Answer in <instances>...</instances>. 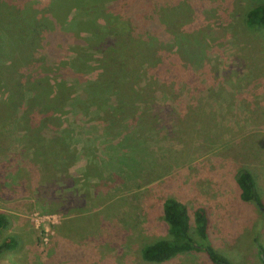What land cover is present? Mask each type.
Segmentation results:
<instances>
[{
  "label": "rangeland",
  "instance_id": "obj_1",
  "mask_svg": "<svg viewBox=\"0 0 264 264\" xmlns=\"http://www.w3.org/2000/svg\"><path fill=\"white\" fill-rule=\"evenodd\" d=\"M207 1L176 0L177 5L150 13L158 21L164 10L174 14V8L184 7L186 16L178 15L177 39L166 41L175 43L172 51L162 46L149 58L141 56L145 48L127 40L125 24L99 38L110 19L107 8L125 17L126 0H91L89 6L0 0V70L8 71L0 76V97L7 96L11 78L23 82L34 75L30 65L18 68L1 59L14 56L5 48L13 36L24 43L22 53H34L30 64L45 59L41 64L48 67L51 84L63 81L68 87L70 99H61L66 104L59 116L75 132L69 170L80 175L69 180L93 198L88 209L96 212L76 218L56 210L65 201L52 203L50 196L70 190L53 179L58 174L52 164L59 168L61 150L47 157L43 150L37 153L38 146L22 141L20 121L9 116L0 121V211L9 214L10 225L0 241L14 236L18 247L2 252L0 264H211L201 252L163 263L142 260L145 245L171 240L162 213L168 198L186 205L192 223L195 210L206 209L214 248L230 263L258 264L254 247L264 246V216L240 201L235 174L248 169L264 198V29L242 25L251 0ZM118 5L122 8L114 10ZM48 21L54 32L43 27ZM82 23L92 27L69 28ZM15 24L24 27L20 38ZM118 32L122 41L115 40ZM95 39L99 45L90 43ZM33 42L36 48L30 49ZM120 51L130 57L123 77L105 76ZM104 77L108 83L101 91L112 93L102 97L101 112L89 105L94 96L88 94H97L91 84ZM50 83L40 92L47 99L53 95ZM115 99L127 106L114 112ZM86 162L100 181L91 183L84 174ZM90 188L98 189L96 196ZM66 224L76 229L68 232Z\"/></svg>",
  "mask_w": 264,
  "mask_h": 264
},
{
  "label": "trees",
  "instance_id": "obj_2",
  "mask_svg": "<svg viewBox=\"0 0 264 264\" xmlns=\"http://www.w3.org/2000/svg\"><path fill=\"white\" fill-rule=\"evenodd\" d=\"M69 1H71V4L74 2V4L80 6H89L91 3V0H66L67 3ZM154 2V0H126V4L124 6L126 10L125 17L120 16L118 13H112L107 8L108 15L106 16L110 19L107 22V25L104 24L102 29L103 31L99 33V38L105 40V38L109 36V31L117 32L116 29H119L117 26L119 27V24H125L127 31L123 33H126L127 40L132 44L138 43L141 50L144 48L146 49L141 54V56L150 58V55L155 50L161 49L162 46L163 49L172 51L174 47L173 45L175 43H166V41H172L173 37L177 39L175 33L180 21L178 15L185 17L186 12L184 11V7H179L178 10L174 8L176 10L174 12V17V14H168L164 10L157 21L149 16L150 13L155 10L157 11L158 8H160L158 10L161 11L166 7L177 5L178 3L176 0H158L157 5L155 6ZM217 2H220V0H208L205 3L215 5ZM250 3L251 5H249L247 9H244V12L241 15L242 25L247 28L261 27L264 29V0H251ZM165 4H167V6H163ZM5 5L6 4L3 6ZM120 8L122 7L118 5L114 10H120ZM19 20H21L20 17ZM31 23L32 22L28 23L27 28H29ZM49 23L50 22L48 21L43 27H46L45 29H47V31L51 30L54 32L55 26H51ZM83 26H88L89 29L92 27V24H71L69 28H77L78 31L81 32L82 29H84ZM21 28L22 32L24 27L21 24H15V26H13V29L14 31H17L16 34L19 38V31ZM66 31L68 33L70 32V30ZM68 33H63V35L65 34V36L68 37L71 35ZM116 35L117 36L115 37V40L117 41L119 38V41H122L121 33L118 32ZM24 39L25 38L23 37V40ZM32 40L39 42L40 39L39 37H34ZM7 41L5 48H7L9 51L12 50L11 52L14 53V56H7L5 58L1 57V59L11 62L10 64L17 66L18 68L24 67L25 65H30L32 67L30 70L34 75L30 76L23 82H21V80L15 79L14 77L11 78L12 82L8 84L5 89L7 91V96L5 98L0 97V121L6 120L9 116L14 115L20 121V126L23 129L22 132H24L23 134L25 135L22 138V141L25 143H34V145L38 146L37 153L39 152V149L43 150L46 152L47 157V152L51 154L53 153V150H61V164L57 166L59 168L54 167L52 164V169L55 170L56 174H58V176L53 177V179L62 184L60 189L63 188L64 190H68L69 188L70 190L66 193L61 191V194L57 193L56 195L50 196V199L53 201L52 203H56L58 200H61L62 202L65 201L64 204H57L55 206L56 210H59L60 212L62 211L63 215H70L76 218H84L85 214H96V212H93L95 210H89V205L91 204V201H93V198L88 197L89 203H86L85 200H88V198H85V193L81 194L80 187L77 186V183L74 181L70 182L69 180L70 177L73 178L75 175H80L79 172H70L69 170L70 164L73 162L72 159H74L76 156L75 153H72L74 150L71 147L73 143L72 139H74L76 136L75 132H73V130L66 124H63L59 116V113L63 109V105L66 104V102L61 103V99L65 97H69L70 99L68 87L63 81L58 83L55 82L54 84L50 83L49 79H47L48 67H44V65L41 64L45 60L44 58H42L43 61H40V63L39 61H36L35 63L30 64L32 60H29L33 58L34 53H28L27 49H24V53H22L24 46L22 40H15V38L12 36L10 42ZM65 41L67 40L65 39ZM36 42L31 43L29 48H36ZM90 43L93 45H99V42L96 39L92 40ZM101 43L102 41H100V44ZM179 49L180 45H178V50ZM122 52L123 51H120L118 55H114L113 62L107 65V72L105 76L113 75L119 78L123 77L122 66L128 65V62H130V57H121ZM121 58L125 59L127 62L123 63ZM117 60H119L121 63L120 65L118 64ZM78 61L79 59L77 58L73 59L71 62L74 64V66H76ZM81 63L77 65V67H79L77 70H80ZM6 69L7 67H4L2 70L1 67L0 76L2 75L1 73L8 72ZM19 75L20 74H18V77ZM1 81L3 80L0 79V88H2ZM46 83H50L49 90L53 91V95L50 99H47V97L45 98L40 93L43 91L44 85ZM107 83L108 81L105 77L103 80H97L95 84H91L92 86H95L97 94H88V97L94 96L89 105L94 106L98 109V111L101 112L105 110V108H103L104 100H102V97L112 93L101 91V88L106 86ZM110 84L116 85L118 82H111ZM0 96H4V94H0ZM27 96L28 98L25 99ZM124 97L125 96H122V98ZM87 99L88 98H86V100ZM118 99L120 98L118 97ZM118 99H115L116 102H114L116 103L113 107L114 112L118 109H124V107L127 106L126 102H118ZM65 132L67 133L64 134ZM22 146L25 148H31L25 145ZM68 153H71V156L63 155ZM85 158L86 156L80 157L81 160H84ZM88 167L89 164L86 162L84 164L83 171L87 177H90L89 179L91 183H93L94 180L100 181L101 179H98V176H93L95 175V172L92 174L88 170ZM67 173L70 176H66ZM45 177L48 176L46 175ZM235 181L238 186L240 201L254 205L258 208L260 215L264 216V198H262V195L260 194L253 174L246 168H240L236 171ZM48 184H52V181H49ZM88 190H92L93 195L96 196L98 189L90 188ZM56 210L50 209L49 211L55 212ZM162 211L164 221L168 227V233L171 236V240L159 241L145 245L140 252L142 260L148 263H163L182 253L201 252L211 264H232L226 257L217 253L216 249L214 248L211 239V224L206 209L198 207L195 210L193 214V223L186 205L173 198H168L163 202ZM76 218L68 220V222H70V224H74V222L77 221ZM70 224H66L71 226V230H68V232L74 231L76 229L74 228V230H72L73 226ZM9 225V214L0 211V236L2 231ZM63 227L64 228L61 226L60 230H64L65 226ZM16 247H18V241L14 238V236H10L7 239L1 240L0 255L2 252L15 249ZM254 250L256 251L255 257H257L256 260L258 261V264H264V246H261L257 243V246L254 247Z\"/></svg>",
  "mask_w": 264,
  "mask_h": 264
}]
</instances>
